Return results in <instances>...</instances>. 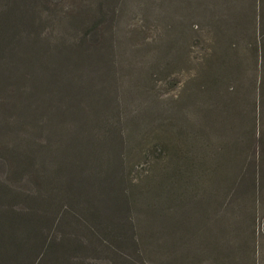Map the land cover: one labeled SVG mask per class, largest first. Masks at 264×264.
I'll use <instances>...</instances> for the list:
<instances>
[{
    "label": "rangeland",
    "instance_id": "rangeland-1",
    "mask_svg": "<svg viewBox=\"0 0 264 264\" xmlns=\"http://www.w3.org/2000/svg\"><path fill=\"white\" fill-rule=\"evenodd\" d=\"M263 84V0H0V264H157L154 220L180 259L222 264L224 222L253 219ZM257 191L264 264L262 173Z\"/></svg>",
    "mask_w": 264,
    "mask_h": 264
},
{
    "label": "trees",
    "instance_id": "trees-1",
    "mask_svg": "<svg viewBox=\"0 0 264 264\" xmlns=\"http://www.w3.org/2000/svg\"><path fill=\"white\" fill-rule=\"evenodd\" d=\"M261 3V2H260ZM264 3V0H263ZM231 65H227L225 61L211 63L206 67V81L207 94L213 93L214 89H217L220 85L216 79V74L226 71V68ZM218 78V77H217ZM252 118L247 119V124L244 126L245 141L242 150L240 149L241 156H243V162L241 163V176L243 179L250 178V185L247 191L250 194V204L253 219H228L224 222L223 232L220 240L224 236V245L221 246L218 243V250L220 255L222 254V264H257V232L255 227L256 220V204H257V179L259 173L263 174L264 180V84L261 95L259 96V102L255 105L254 115ZM166 138L171 139L172 136L165 135ZM191 146H194L190 142ZM231 149V148H230ZM252 150L253 154H249L248 151ZM258 156L261 158L262 166H259L257 161L251 159L252 156ZM225 164L229 161L227 158L223 159ZM223 162H215V172L209 174L208 182L211 177L224 178L222 169ZM228 166V165H227ZM231 167V164L229 165ZM222 174V175H221ZM228 178H229V173ZM226 177V174H225ZM226 180V179H225ZM217 182L212 179V185ZM161 222L154 220L148 227L147 233L140 239L141 248L138 249V258H149L157 264H211L208 259H203L199 262L191 256V251L180 259L177 254L176 245L171 243H162L160 239ZM162 243V244H160ZM160 250L163 254L162 260L160 258ZM207 250V249H206ZM205 254V252H204Z\"/></svg>",
    "mask_w": 264,
    "mask_h": 264
}]
</instances>
